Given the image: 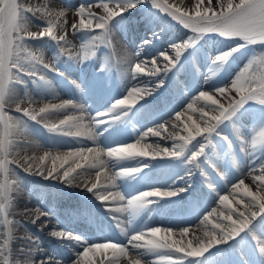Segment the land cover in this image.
<instances>
[{"label":"bare ground","instance_id":"6f19581e","mask_svg":"<svg viewBox=\"0 0 264 264\" xmlns=\"http://www.w3.org/2000/svg\"><path fill=\"white\" fill-rule=\"evenodd\" d=\"M20 0H17V3L19 4ZM27 1V0H24ZM138 3H143L144 0H134ZM153 1V0H152ZM28 5L34 4L35 0H28ZM84 3H86L87 6H85L86 10L88 9H94L95 6H92V3L98 2L96 0H83ZM167 4L174 5L176 7H179L182 11H189L192 15L195 14V10L198 6V0H166ZM20 5V4H19ZM21 6V5H20ZM56 6L60 11L63 10L62 7H59L55 5L54 0H47L46 4L43 7H48V9L56 10ZM25 7V6H21ZM84 7V6H83ZM199 7L201 9H207L212 8L214 10H219V3L218 0H211V3H209V0H200ZM150 9V14L147 12ZM58 10V12H60ZM99 10V8H97ZM141 13V14H139ZM139 14V15H137ZM86 16V13H85ZM67 18V19H66ZM63 17L60 21V24L63 25V27L59 26V29L56 31V35L59 37L60 35L65 36V40L67 41L66 44L71 45L73 43L79 45L78 51H71L69 54L63 55V62L61 65V69L65 71V73H68L69 75L73 77H81L84 74L87 73V71L99 68L100 70L98 73H104L106 70L108 76L112 79H114L115 88L111 93V98L114 96L120 95V98L114 100L116 103L118 100L122 98H126L127 93L131 91L133 88H139V89H145L150 90L149 92H141L136 96L137 102L132 107L133 110L128 117L120 119L119 122H122V125L124 127H128L127 125H134L141 123L143 119L152 118L148 117V114H152L153 112L149 111H138L141 107H145L148 104H152L153 102L160 103V106H165L167 100L171 97L173 94L178 95L182 97V90H186L187 86L189 85L191 79H192V72L188 68L187 65L178 66L175 67L173 70L164 71V68H159V73L155 75L142 73L140 76L136 79H133L132 77L125 74L123 71L119 70V79L115 78L114 75H117V72L114 68V60L115 58L112 56V54L107 53L104 49L99 51L98 56L96 59L92 60L89 59L93 57V54H95V50L101 49L102 45L98 41H94V37L98 35H103L100 30L93 29L95 28V25L89 29H82V28H73V25H79L80 18L78 19H70L69 17ZM128 24L123 23L122 29H119L116 27V29H110L109 32L110 36L114 37H123L124 35H129L131 38H133L135 41L132 42V47L135 48L137 45L146 37L143 36L142 32H137L139 34V38L134 36L135 31L139 30H146L147 24L150 23V25L153 27L155 25H158L161 28L167 29L166 30V40L165 42H162L163 50L170 54L174 59L177 58H187L192 59V65L194 66L193 61H197L200 63L201 69L203 71L202 75H207V69H208V58L210 57V54L212 51L216 50L217 47H221V43L224 42L225 45L228 43H233L234 41L240 40V38H227L219 33L210 32V33H196L193 32L191 29L185 28L179 21L175 20L173 17L168 15L167 13H164L157 7H154L150 5L147 9L143 8L142 6L136 10L133 11L130 16H128ZM156 30V29H155ZM133 31V32H132ZM157 31V30H156ZM181 31V32H180ZM118 32V33H116ZM148 34V31H146ZM182 32L186 33V38L176 39L174 37H180L179 34ZM30 33H40L37 29L32 28L30 30ZM160 34V33H158ZM120 35V36H118ZM40 41H46L48 45V49H55L56 42L65 44L64 41H51L46 38L37 39ZM119 40V38H118ZM220 42V44H218ZM184 43H191V46L186 48L183 52V54L180 57H175V51L174 47L178 44H184ZM175 44V45H171ZM141 46V45H140ZM234 49H239V51H234L233 55H231V59L227 62L226 66L221 70L220 77L222 79H226L230 74H233L227 85L229 88V92L231 94V97H229L228 106L230 103L234 102L235 100H238L240 98V95L232 89L231 85L234 79L239 75L236 74V69L238 68L239 61L243 59V57L248 53L249 48L248 47H232L231 49H226L225 51H221V55H224L227 51H233ZM57 53H60L59 51H56ZM152 52L151 48L144 49L143 54L140 52V47L138 48V52L135 54L138 58L137 60H141L142 56L150 55ZM93 53V54H92ZM56 60H58V54L55 55ZM45 63H47V59L44 57ZM158 61H164L162 58V55L158 56ZM74 64H77V70L74 68ZM60 65V64H59ZM146 65H151V63L146 62ZM186 66L188 71L184 73L183 67ZM63 67V68H62ZM104 67H106L104 69ZM151 67V66H149ZM50 71L53 73L51 67H49ZM81 73H79V71ZM24 75L23 72L18 71L13 68V78L10 82L11 85H13V82L16 84V86L19 88H22L24 85L20 84L19 82L15 81L16 78ZM16 77V78H15ZM198 79V78H197ZM224 81V80H223ZM38 82L40 83H34L32 80L28 81V84L32 87V96L33 99H29L25 96V94L22 96V91L17 92H11L9 85H7L6 94L4 96V103H3V111L4 114L8 117H12L13 119L7 121V124L4 120L1 119V131L3 133L1 144L4 146V162L5 160L7 163H4V169H0V181H2L5 184V192H4V198L0 203V217H3L4 219V233L1 232L0 239H1V256H0V264H5V261L7 260V264H17V261H20L21 264L26 262L27 260V251L26 246H28L29 242L31 241L30 234L31 232L34 233V236H38L42 243H44V247H41L42 252H37L35 255L36 257H45L47 253L49 255H52L55 258L56 262H53L51 260L48 264H59L60 262H64L63 264H76V261L79 259L77 256L80 254L82 255L83 251L86 249V247L94 246V244H90L93 241H100L102 243H112L108 242L111 240H107L108 237L113 235L111 231H108V229H105V224L103 225V222L99 220V214H102L103 211L106 212V217L108 219H111L112 214H117L124 218H129L132 220V226L130 228H126V221L123 218H112V223L115 225V228L121 232V235L118 236V239L122 242L121 246L125 247L127 249L128 255L127 256H121L119 253H114L111 249H105L100 252L90 253V256L93 260V264H129L130 259L138 258L141 260L142 264H154L155 261H159V259L165 254L164 252H169L170 255H172L173 251L169 249H160L159 252L156 251H148L144 249H136L132 247L133 241H131V237L133 235L140 234L142 232H145L146 234L155 228H162L166 226H179L177 223H180L181 221H185V219H193L195 217V214L185 207L184 201L189 200V203L193 202L194 200L198 199V186H195V188L190 192L188 197L179 198L170 202H166L164 207L162 208V211H165V213H168L169 210H172L171 216H175L171 222L168 223H162L166 220H156V223L150 222V223H144L141 220V217H138L139 214L131 213L129 209L132 210V208H129V206L125 205L129 199L124 198V201H120L118 198L112 199L110 198L108 201H101L97 198V194L94 192H90L87 190V188L84 186L87 184L89 187L92 183L96 180V175L100 174V180L101 183H111L109 181V177H112L114 174L119 173L122 171V166L125 165H133L135 168L136 166H140L141 169L139 171V177L131 178L130 181H136L135 188L137 186H141L142 184L146 183L145 181H148L149 184L152 182H158L159 188H173L176 187L174 181H177L178 184L184 185L186 182H190L191 180H188V175L186 172H196L199 167H202L203 169L206 168V162L210 161L217 155V153L220 151H215L216 146L212 143L210 139L215 137L216 131H220L222 129H227L224 127L225 125H229L230 128L232 125H237L236 128L245 130V125L242 121H238V115L240 111H242L246 106L251 105L252 103H257L259 101L257 100H249L247 101L243 106H241L236 113L228 120L223 121L216 130L211 133L210 135L205 133L203 136H196V138L192 141V143L187 144L186 150L184 151L183 155L179 156L178 158H173L170 156H165L163 153L164 149H168L169 151H172L174 146L176 144H182L183 141H179L175 139V135L179 134L181 136H187L188 133L183 129H179L176 127L171 126V128L167 129V132H163L165 136L162 139L157 138L155 141L159 144V146L162 147H155L152 145H144L140 143L141 147L146 148L149 153H153L155 151H160L161 155L157 157L156 159H149L150 157H137L134 159H126L122 161L117 160H110L107 156H103L102 159L107 161L108 167L106 169L104 168H81L77 169V174H79L80 178L77 179L74 182H65L61 179H50L46 175H40L36 174L34 172H29L25 169V158L28 157H37L39 158L44 154V150H46L47 147H52L53 150H51L50 153L53 155L55 154H64L67 152L77 151V149L73 150L71 147L73 146H84L86 144H95L97 141V138H90L89 132L94 133L93 129L89 126L91 123L88 121L89 115L82 111H77L76 113H72L73 110H79L80 107L76 108H69L65 111L54 113L49 116L47 119V123L49 124H58L60 120L65 119L69 115H74L80 119V125H81V135L80 136H67L63 135L58 131H53L52 136L55 138L53 140L48 139H39L36 140L37 137L40 138V130H34L31 133V140L29 139L30 136L28 135V131H25L24 124L19 117L16 116L17 111L16 108L19 107L21 111H29L33 112L36 111L35 108L38 106H35V104L38 103L37 98L38 97H46V96H52V93H47L45 91L47 83L44 82L42 79H40ZM28 85V86H29ZM70 89L66 90L64 88L61 99H57L58 101L51 102L47 105L52 104H61L67 102L64 100L65 97H73V96H80L78 93V86L74 80H70ZM11 92V93H10ZM154 94L155 97L152 99H145L146 102H143L141 100V96L144 95ZM97 96H100L98 94ZM110 98V100H111ZM103 98L97 99V103L92 105L93 107L101 106V108H104L103 106L110 103L108 100ZM144 100V101H145ZM142 102L141 106H138ZM100 103V104H98ZM104 103V104H103ZM260 103V102H259ZM29 105V107H27ZM227 106V107H228ZM112 107V106H111ZM85 106L83 107V109ZM126 109H121L119 111H124ZM111 110V109H110ZM110 112V111H109ZM13 113V114H12ZM70 113V114H68ZM155 113V111H154ZM114 113H112L113 115ZM218 115L215 114H208V115H201L199 119L192 118L187 120L186 124L191 125L193 121L198 124L201 128L207 127L209 124H215V117ZM39 119V117H38ZM17 120V122H14ZM201 120V121H200ZM42 121V120H41ZM44 122V121H43ZM31 126L33 127V123H31ZM43 124L44 130L48 131L49 127L46 126L45 123H40V125ZM158 124V123H157ZM229 128V127H228ZM109 129V128H108ZM119 129L118 126H113L112 131H116ZM149 129L147 127L144 130ZM154 130L153 128H151ZM141 132L138 131V134L141 135ZM152 130L150 132H152ZM157 131V130H156ZM106 133V132H105ZM104 133V134H105ZM112 135H109V134ZM23 135L25 140L23 141H16L13 138V135L20 136ZM25 134V135H24ZM103 134V141L106 143H116L113 147H119L117 144L118 138L120 139H126L128 136L126 133H123L122 135H114L111 131H108L106 135ZM9 136H11L9 138ZM42 136H44V132H42ZM139 136V135H138ZM150 136H159V135H153ZM130 139H136L137 135L133 134ZM89 140V141H87ZM197 140L202 141V147L196 151L200 152V157L195 162H190L191 157L190 156V148L194 147ZM252 142L253 140L256 141L255 146H253L254 151L249 159L243 160L240 159V162H234L232 164L233 169L236 170V173L242 174L243 176H255V173H259L261 170L259 168H256L255 170H251L252 168H255V165H257L258 161L261 159V157H264V143L260 141L258 136H253L251 138ZM244 139L233 137L232 133V139L228 141V143H224L222 147H224V156L226 157H232L231 155L234 153H237L239 150V145L243 146ZM136 143V142H134ZM109 144V145H111ZM206 145L208 146L207 150L205 152H201V149H205ZM120 146H124L123 144ZM99 147L98 145L93 146L92 148ZM85 149V148H84ZM103 149V148H101ZM219 149V148H218ZM79 150V149H78ZM106 150H109L106 149ZM178 151V149H177ZM164 157H169L165 158ZM258 157V158H257ZM71 163V161H69ZM46 166L50 167V162L46 163ZM128 168V167H127ZM135 168H128V169H135ZM17 170V173L15 175H12L11 172ZM252 173V175H251ZM181 175L180 177L176 178L175 175ZM193 175V174H192ZM16 176V177H15ZM46 176V179L49 181L48 183L52 184L51 180H55L58 184L61 186H65L68 189H58L56 187L49 185L48 183H43L42 177ZM15 177V178H13ZM238 180L237 178L235 180L231 179V181L234 183ZM131 183L132 185L134 184ZM116 187L107 189L111 192H119L117 191L119 187H126L129 191H131V187L128 186L127 182H125V179H120V181L114 182ZM120 184V186H119ZM18 186L21 187L19 190ZM133 186V188H134ZM50 189L52 192L59 193L60 197H62V203L64 205H70L73 208L74 214L71 216V219L76 224L73 225L79 229L81 232L89 231L92 233L91 236H88L86 233L84 235H87L86 239L88 240V243L75 240L74 238H68V237H60L58 235H55L53 239H48L46 237L47 231H59L58 226L53 224V222L49 221L48 219L51 217H41L38 219H35L33 216L32 211L29 209V207L35 206V201L38 196H40V192L43 191H49ZM249 189V188H248ZM98 191H105V189H99ZM50 192V193H52ZM254 194L257 195H264V187H262V190L260 192H254ZM18 195V196H17ZM30 196V200H27L26 196ZM221 194H213L209 192L207 195L204 196V198H200V200L205 199L206 204L205 207H208L207 212L210 213V215L221 218L220 215H218V208L221 207L220 203L217 201L220 198ZM134 197V196H133ZM248 198V202L250 204L251 198ZM133 199V198H132ZM155 199V198H154ZM77 202L76 204H74ZM80 202L83 204L90 205V210H85L84 208H81ZM117 204V205H115ZM169 205V207H167ZM249 205L246 206V208ZM54 211H51V214H57L61 213L64 214L62 211V208L54 207ZM48 211V208H47ZM151 211V210H150ZM251 211H256L259 213V209L252 208ZM50 212V211H48ZM152 212V211H151ZM192 212V213H191ZM111 214V215H108ZM32 215V218L35 219V222L37 225L41 227L39 229L38 227H35L34 225H30L28 223V218ZM238 213L234 212V218H237ZM169 216V218H171ZM249 216V212L246 211V215ZM263 215H258L252 222V224L249 226L248 231H251V235L254 236V243H256V246L258 248V251L261 254H264L260 251V248L262 247L261 241L262 238L258 237L256 232L251 228L252 225L256 221H259L262 218ZM68 220H70L69 217H67ZM201 218H198L195 220V224H199L201 221ZM97 222L98 229L94 227V222ZM225 221L226 225H228L230 222L228 220ZM71 224V223H70ZM72 225V224H71ZM112 225L111 223L109 224ZM109 228V227H107ZM96 231H100V233H97ZM211 231H218L214 228H211ZM211 234L205 233L201 237L197 234L196 235V241L193 242L192 247H198L201 242H207L209 240ZM104 237V238H103ZM36 238V237H35ZM175 237H171L169 240V243L171 241H177V239H174ZM3 239V240H2ZM195 239V238H194ZM36 240V239H35ZM231 240V239H230ZM229 241V240H228ZM227 241V242H228ZM57 242H63L57 244ZM226 242V243H227ZM100 243V244H102ZM115 243V242H114ZM225 243H220L210 249H215ZM40 246V245H39ZM46 247V248H45ZM40 248V247H39ZM74 249V252L72 253L68 249ZM244 251L242 252L243 255H246L248 257H251L249 254L253 253V250L249 246L244 247ZM47 249V253H44L46 251H43ZM209 249V250H210ZM249 253V254H247ZM257 254V251L255 252ZM264 258V257H263ZM210 262H202L200 264H209Z\"/></svg>","mask_w":264,"mask_h":264},{"label":"snow or ice","instance_id":"6c2138e0","mask_svg":"<svg viewBox=\"0 0 264 264\" xmlns=\"http://www.w3.org/2000/svg\"><path fill=\"white\" fill-rule=\"evenodd\" d=\"M200 0H198V6L195 14L192 15L189 11H182L179 7L167 4L166 11H174L178 21L188 29H191L196 33H210L215 32L227 38H240L246 42V44L257 43V40L251 39V37H259L264 33V0H218L219 10H214L212 8L201 9L199 7ZM211 3V0H209ZM155 7L159 9L158 0H153ZM106 5V7H105ZM96 7H102L106 15L104 19L101 20L99 17L95 16L91 11L85 16V7H80L77 10V15L80 17L79 25H73V28L89 29L95 25V28L100 30L103 35H98L96 37H101L106 35V29L108 24L115 19L117 13L119 16L123 14L124 7L120 4L115 5V10L109 7L108 3H100L95 5ZM129 7H135V4H130ZM27 9H21V6L17 3V0H0V119L7 121L13 119L4 114L3 103L4 96L6 94L7 85L12 81L13 78V68L17 72L23 67V64L19 61V52L23 49L22 45L26 38L28 39H42L44 37L51 38L57 41H64V35L59 37L55 34V29L59 23H52L48 19L47 27L40 33H28L27 37L22 33L27 32L23 27L24 21L26 20L24 12ZM51 13L49 17H51ZM94 41H97L94 39ZM191 46V43L178 44L174 47L175 57H180L184 50ZM234 51H239V49H234L233 51L226 52L224 55L218 57V62L223 63L228 60V58L233 55ZM31 55V54H30ZM163 60L167 63L164 64V71L171 70L174 67L173 57L168 54H163ZM37 58L33 57V60ZM151 63L156 65L157 61L152 60ZM48 67V65H44ZM135 73H141L144 71L141 63H135L134 67ZM159 73L158 68H152L150 70L151 75ZM239 95L240 98L230 103L228 107H223L218 105L217 100L209 95L207 92H203L197 97V99H203L205 101L211 102L212 105H218L213 111L219 112L216 116L215 124H209L207 127L201 128L194 121L191 125L185 124L184 130L188 133L187 136H181L179 134L175 135V139L183 141L182 144H176L172 151L164 149L163 153L165 156H171L173 158H178L183 155L186 150L187 144L192 143L196 136H203L205 133L211 134L216 128L223 123V121L230 119L236 111L243 106L249 100H257L261 104H264V67H260L256 63H252L251 66H246L239 75L234 79L231 85ZM150 90L133 88L127 93L126 98L118 100L113 104L110 112H102L98 114V117H109L112 113L117 112L121 109H130L137 102L136 96L141 92H149ZM228 89L221 88L218 90L220 94H224ZM140 98H143L142 96ZM78 107L71 102H65L61 104L45 105L38 111H24L23 115L29 117L31 120L37 121L42 120L45 122L46 126L49 127L50 131H58L63 135L67 136H80L81 135V125L80 119L74 115H69L65 119L59 121L58 124H49L47 119L50 115L58 112L65 111L69 108ZM82 107V106H81ZM192 104L188 105L191 109ZM17 112H20L19 107L16 108ZM180 115L176 116L177 120L181 119ZM202 116L205 115L203 112ZM39 117V119H38ZM190 119V118H189ZM107 119H96L95 123L102 124L108 123ZM148 133H145L147 135ZM153 135H160L159 131L152 130ZM90 138H95V133L89 132ZM258 138L262 143H264V131L258 133ZM256 141L253 140V146H255ZM178 149V151H177ZM203 149H201V152ZM200 152L193 154L190 162H195L200 157ZM161 155L160 151H155L149 153V151L141 147L139 140L136 143L127 144L124 146H119L112 148L110 150H104L99 147L79 149L77 151L67 152L64 154L53 155L50 152H44L42 156L37 157H26L25 158V169L29 172H34L40 175H46L50 179H61L65 182H74L80 178L77 174V169L84 167L87 168H104L108 167L107 161L103 160V156H107L110 160L122 161L126 159H134L137 157H150L151 159H156ZM71 161V163L69 162ZM50 162V167L46 166V163ZM5 164L7 161L5 160ZM3 167V165H0ZM141 169H125L112 177H109L111 183H101L100 174L96 175V180L89 187L87 184L84 186L88 191L97 194V198L101 201H108L110 198H118L120 201H124V196L119 192H111L107 189L115 188L116 185L114 180L118 177L129 176L138 173ZM262 185H264V175L259 177ZM243 187V180L236 185L239 189ZM99 189H105V191H98ZM244 194L251 198L249 206L245 211L249 212V216H245L244 212H240L236 219L232 218L229 214L225 217L230 223L225 227L220 224H215L214 229L218 231H213L207 242H201L198 247H192L191 242L188 243L187 247H177L176 241L169 240L172 236V232L167 229L155 228L150 230L147 234L142 232L131 237L132 247L136 249H144L148 251H156L160 249L173 250L176 253H183V256H179L175 259L172 258L169 252H164L165 254L155 261L154 264H183V261L187 257H201L210 248L220 244L226 243L228 240L233 239L243 233L249 228L253 220L258 215H264V195H257L252 193L247 187H244ZM177 195L173 191H145L140 195L136 196L134 199L127 201V205L132 209H142L145 208L151 198L160 197H171ZM228 197L224 196L221 199L222 204L227 205ZM252 208L259 209V213L256 211H251ZM37 211V218L40 215H44L39 210ZM207 219V217L205 218ZM187 229H185L181 234L187 235ZM60 237H65L64 233H54ZM71 238L70 236H67ZM105 249H111L114 253H119L121 256H127V249L116 243H102L96 244L94 246L87 247L76 264H93V260L90 253L100 252ZM260 251L264 253V247L260 248ZM129 264H142L141 260L138 258L130 259Z\"/></svg>","mask_w":264,"mask_h":264},{"label":"rangeland","instance_id":"374dc122","mask_svg":"<svg viewBox=\"0 0 264 264\" xmlns=\"http://www.w3.org/2000/svg\"><path fill=\"white\" fill-rule=\"evenodd\" d=\"M28 1V0H27ZM25 1L20 0L19 3L21 5H24ZM46 4V0H35L34 4L31 5V7H27L26 8H21L23 9H27L28 11L24 12V16L26 18L27 21H29L30 26H34L36 28H38L41 32L47 27V22H48V18H49V14L50 13H55L58 12V10H51L48 9V7H43ZM65 12V11H64ZM67 14H65V18L66 17H71L73 18L74 15H76V12H71L68 16V12H66ZM33 18V19H32ZM35 20V22H34ZM59 29V25L56 27L55 29V33L56 31ZM30 30V27H29ZM30 31H27L25 33H22L23 35H25L27 37V34ZM186 37V35H184V38ZM51 39V38H50ZM24 47L23 49L19 52V60L20 62L23 64V67L20 69L21 71H26L27 73L24 76H20L19 78H16L15 81H18L19 83L24 82L25 84H28L29 80L35 81L36 78L35 76H42L45 77V74L43 73H39L37 71H33L31 67L36 66L39 62H42V58H41V50L38 49V43L36 41H34L33 39H28L26 38L23 42ZM72 45V44H71ZM71 45H61V44H57V49L58 48H62V49H68V47L70 48ZM249 45V47H256V45ZM261 46H264L261 45ZM31 54V55H30ZM33 57L37 58L36 60H33ZM250 58V60L253 58V52H251L249 55H247L246 59ZM18 79V80H17ZM10 90L12 89L11 92H17V91H22L23 95L25 94L24 92H27L28 90V86H24L22 88H18L16 86V84L13 82V85H11V83L8 84ZM10 92V93H11ZM50 100H43L41 101V107H44L45 105L49 104ZM112 105V104H111ZM13 114V113H12ZM17 117H20L21 114H16ZM109 118H112L111 116H109ZM1 120V119H0ZM17 120H15L14 122H16ZM217 134H219V139L220 136H224L222 133L218 132ZM2 137V132L0 130V139ZM2 150L0 148V165H3V159H2ZM192 152H194V150H192ZM1 192H2V185H0V197H1ZM1 199V198H0ZM0 226H1V221H0ZM260 228H264V225H261ZM217 254V253H216ZM215 255V254H213ZM209 256V254L203 255L202 259H204L205 257Z\"/></svg>","mask_w":264,"mask_h":264},{"label":"clouds","instance_id":"9594fccd","mask_svg":"<svg viewBox=\"0 0 264 264\" xmlns=\"http://www.w3.org/2000/svg\"><path fill=\"white\" fill-rule=\"evenodd\" d=\"M158 3H159V9L161 11H163L164 13H167L168 15H170L171 17H173L175 20L178 21L174 11H166V7H167L166 0H158ZM105 7H106V5H105ZM123 10L127 11L128 9L124 8ZM51 14H52L51 17H49L48 19H50V21L52 23H59V26L63 27V25L60 24V21L65 16L66 13L64 11H60V12H55V13H51ZM117 16H119V13H117ZM99 18L101 20H103L104 16H99ZM23 27L25 28L26 31H29V27H30L29 21L25 20L24 24H23ZM106 38H107V41L114 42V43L120 45V42L114 36H109L108 26H107V29H106V35L105 36L94 37L95 40L102 41V42L105 41ZM251 39H254V40L258 41L257 43H254L252 45L264 44V33H262L259 37H251ZM22 47H24V44L22 45ZM18 62H20V60ZM121 62L124 63V64L131 65V64H133L135 62V57L133 55H131L130 53H128L126 50L122 49ZM253 62L258 64L260 67H264V55L254 56L250 60V62L248 63L247 66H251V64ZM5 264H7V260L5 261ZM17 264H21V262L17 261ZM24 264H31V262H24Z\"/></svg>","mask_w":264,"mask_h":264}]
</instances>
